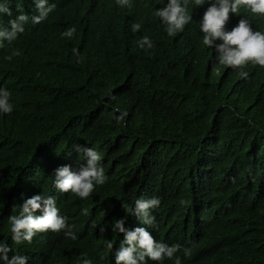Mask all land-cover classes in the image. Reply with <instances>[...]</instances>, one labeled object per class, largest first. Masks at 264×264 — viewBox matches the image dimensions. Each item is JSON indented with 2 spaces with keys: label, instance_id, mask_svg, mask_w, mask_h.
I'll return each mask as SVG.
<instances>
[{
  "label": "clouds",
  "instance_id": "1",
  "mask_svg": "<svg viewBox=\"0 0 264 264\" xmlns=\"http://www.w3.org/2000/svg\"><path fill=\"white\" fill-rule=\"evenodd\" d=\"M33 36L42 46L38 76L55 69L52 82L81 126H125L141 102L158 105L137 98L129 79L167 74L172 59L189 69L199 64L198 96L215 103L220 98L232 110L250 97L253 74L264 73V0H0V48ZM19 54L13 49L5 59ZM124 72L127 79L117 76ZM10 97L9 86H0V114L13 112ZM180 117L173 125L166 119L152 124L156 130L144 133V144L137 147L153 148L159 158L169 160L160 145L174 133ZM166 129L172 134L163 135ZM123 133L126 146L130 132ZM73 148L82 162L75 169L56 167L52 186L60 193L90 198L108 181L103 154L91 144ZM38 154L43 155L39 149ZM204 163L205 155L190 165ZM178 181L180 187L187 185L188 218L226 219L239 210L255 228V208L264 216V192L245 181L244 171L226 172L207 164L195 177L178 176ZM125 187L137 195L127 215L116 216L109 228L99 227L101 235L108 231L100 238L102 254L86 255L84 248L82 254L68 252V264H214L220 253L203 230H180L158 216L166 191L156 192L141 172L129 175ZM155 208L157 217L152 215ZM7 209L0 234L6 233L11 242L0 240V264H37L13 249L28 248L41 232L62 231L66 238L77 239L75 225L62 214L54 195L24 194L14 207L7 203ZM92 227H98L95 221Z\"/></svg>",
  "mask_w": 264,
  "mask_h": 264
},
{
  "label": "trees",
  "instance_id": "2",
  "mask_svg": "<svg viewBox=\"0 0 264 264\" xmlns=\"http://www.w3.org/2000/svg\"><path fill=\"white\" fill-rule=\"evenodd\" d=\"M13 49H19L20 54L6 60ZM41 53L37 36L18 43L5 42L0 48V86H9L10 102L14 105L12 113L0 114V230L9 210L7 203L14 207L24 194L43 193L56 196L62 214L75 225L77 239L66 238L62 231L41 232L28 248L22 246L14 251L28 255L37 264H68V252L82 254V248L86 255L100 256V238L108 231L101 235L99 227L109 228L116 216L127 215L130 200L137 195L136 190L125 187L127 178L141 172L156 192H167L162 196L158 216L178 224L180 230L192 226L203 230L220 253L212 260L214 264H264V216L260 209L255 208V228L239 210L226 219L188 218L184 211L187 185L180 187L178 181V176L195 177L208 164L226 172L244 171L245 181L264 192V73L253 74L248 85L257 92L253 90L232 110L224 107L220 98L215 103L198 96L195 89L200 82L199 64H192L189 69L172 59L167 74L129 79L137 98L158 105L141 102L125 126L120 122L81 126L52 82L55 69L49 68L44 78L38 76L43 66ZM117 76L128 78L125 72ZM180 115L182 121L173 134L169 129L162 131L163 135L172 134L160 145L169 160L159 158L153 148L137 147L144 144V133L156 130L152 124L166 119V124L173 125ZM123 131L130 132L126 146ZM77 143L99 147L108 175L107 183L85 199L60 193L52 186L56 167L67 164L75 169L82 162L73 148ZM38 149L43 155L38 154ZM203 155L204 165H190ZM122 204L129 207L123 208ZM156 209L152 210L153 216ZM93 221L97 228L92 227ZM0 240L11 242L6 233L0 234Z\"/></svg>",
  "mask_w": 264,
  "mask_h": 264
},
{
  "label": "bare ground",
  "instance_id": "3",
  "mask_svg": "<svg viewBox=\"0 0 264 264\" xmlns=\"http://www.w3.org/2000/svg\"><path fill=\"white\" fill-rule=\"evenodd\" d=\"M35 9V8H34ZM83 123H84V121H83ZM77 161V160H76ZM74 163H76V162H74Z\"/></svg>",
  "mask_w": 264,
  "mask_h": 264
}]
</instances>
